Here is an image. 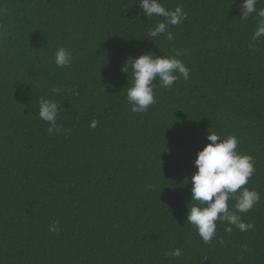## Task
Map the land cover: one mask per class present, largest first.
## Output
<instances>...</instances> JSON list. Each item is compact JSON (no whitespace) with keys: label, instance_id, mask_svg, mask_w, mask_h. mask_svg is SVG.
<instances>
[{"label":"trees","instance_id":"trees-1","mask_svg":"<svg viewBox=\"0 0 264 264\" xmlns=\"http://www.w3.org/2000/svg\"><path fill=\"white\" fill-rule=\"evenodd\" d=\"M138 2L0 0V264H264V37L250 47L257 18H240L243 0H160L183 6L188 19L170 28L173 41L152 42L147 31L162 17L148 19ZM59 47L71 51V66L55 65ZM173 49L186 53L177 58L190 79L157 86L156 103L133 113L121 66ZM42 97L58 103L68 133L48 134ZM209 132L239 138L237 150L255 165L246 187L261 199L241 214L254 229L227 233L218 221L205 245L186 218ZM53 221L58 233L48 231ZM174 248L183 255L167 257Z\"/></svg>","mask_w":264,"mask_h":264},{"label":"clouds","instance_id":"clouds-1","mask_svg":"<svg viewBox=\"0 0 264 264\" xmlns=\"http://www.w3.org/2000/svg\"><path fill=\"white\" fill-rule=\"evenodd\" d=\"M258 0H243L239 5L240 18L247 20L255 14L257 22L252 34L254 42L264 37V8H257ZM143 14L149 18L162 17L155 26L150 27L146 39L155 41L163 36L173 41L175 36L171 27L179 26L188 19L183 6L175 9L166 8L160 0H139L137 3ZM169 56L156 55L148 51L138 57L129 56L121 66V71L131 76L130 86L127 88L126 98L133 113H144L156 103L155 89L171 88L181 77L187 82L190 79V69L177 57L186 55L179 49H173ZM73 56L65 47L55 51L54 63L58 68L71 66ZM158 82V83H157ZM62 87L53 86L51 92L60 94ZM60 106L53 99L40 98L38 118L48 124L49 135L68 133L58 123ZM98 121L93 119L91 128L97 126ZM206 139L210 141L202 150L198 151L194 166L197 171L192 175L191 201L192 206L187 212L186 221L192 225L205 245H211L217 237V222L225 223L224 231L231 233L233 227L241 232L254 229L251 222L245 223L242 213L251 211L261 199L260 193L246 187L255 172L253 157L242 155L237 149L240 140L235 135L223 136L216 132H209ZM239 190V191H238ZM235 203L230 207L229 201ZM59 222L53 221L48 231L58 233ZM223 243V240H220ZM247 251V246H243ZM165 255L169 258H178L183 255L181 248L168 250Z\"/></svg>","mask_w":264,"mask_h":264}]
</instances>
